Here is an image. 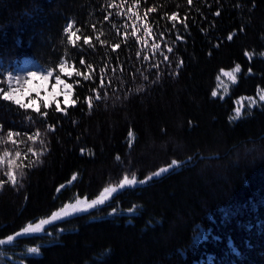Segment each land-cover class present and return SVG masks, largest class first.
I'll return each instance as SVG.
<instances>
[{"label":"trees","instance_id":"16d2710c","mask_svg":"<svg viewBox=\"0 0 264 264\" xmlns=\"http://www.w3.org/2000/svg\"><path fill=\"white\" fill-rule=\"evenodd\" d=\"M263 55L264 0H0V61L31 57L56 70L65 59L81 73L65 114L0 95V138L21 134L0 144V155L11 153L0 165V240L76 196L95 199L125 176L143 181L177 161L57 225L53 233H66L24 261L264 264V106L231 120L237 99L264 89ZM237 66L231 96L214 98L221 71ZM135 207L136 216L107 218Z\"/></svg>","mask_w":264,"mask_h":264},{"label":"rangeland","instance_id":"374dc122","mask_svg":"<svg viewBox=\"0 0 264 264\" xmlns=\"http://www.w3.org/2000/svg\"><path fill=\"white\" fill-rule=\"evenodd\" d=\"M66 34L68 35L69 41L72 45L75 46L78 45V43L80 42V37L77 31L75 30L74 23L72 21L69 22L67 25ZM262 57H264V55ZM61 66L65 68V72H60ZM223 71H230V70H223ZM223 71H221V73L219 74V77L217 79V87L214 91L215 95H213L214 98H219L221 100L227 99L228 97L231 96L232 88L237 86L239 82V77L242 72L241 68L239 67L238 76L236 80H233L228 76H223L224 75V73H222ZM33 72L36 73V77L38 78L32 77L31 74ZM49 72H51L52 75L48 76ZM76 72L77 71L75 70L74 65L65 59L61 60L56 70L42 65L41 63H39L38 61H36L31 57H26L21 59L20 61H16L11 66L5 65L4 62L0 61V95L3 97L4 94H7L8 92H12L13 96L16 99H20L21 102L25 105L32 103V101H35V104L33 105L32 108H23L26 110H31L35 113H39L43 107L46 109L55 107L57 110V105H59L60 110L57 111L65 114L66 109L74 105L73 102L74 85L72 80L75 77H77ZM44 76H48V79L45 80L39 78ZM57 76H59V78L64 82V84H68L70 86V95L72 102H70L69 104L64 103L65 94H66L64 89V84L56 85ZM262 96H264V89H259L256 96L254 97L243 96L237 99L234 103L235 110L233 112V116L231 120L236 122L242 117H244L246 112L250 113L255 109H261L264 106V99L261 98ZM250 99H252V101H250ZM8 102L15 104L12 100H8ZM36 108H39V111H36L35 110ZM237 109H239V114H237ZM133 140H134V136L131 135L130 136L131 143L133 142ZM188 161H190V159ZM181 165L182 163L180 162L177 163V161H174L169 166L161 168V169H167L168 171L161 173L160 176H156L155 174L158 171L160 172L161 170L160 169L156 173L151 175L153 177L150 176L143 181L138 179L137 176H133L137 181L135 185H125L123 188H121L120 185L123 182L122 181L117 186L114 185L108 186V187H114L116 191L108 196L104 204L97 205L94 208L88 209L87 211L73 212L72 209H68L70 215L58 219L56 221H53L49 224L41 225L40 232H28V233L24 232V229L29 224L35 226L39 224L40 220H50V218L54 213L60 211L62 208L65 207V205H75L78 199L79 200L86 199L88 203H91L92 200L97 199L103 193L104 189L95 199H89L87 197H79V196L74 197L70 202L63 205L61 208H59L54 213H52L49 217L42 218L38 221L29 223L16 234L11 235L3 240H0V264H27L24 261L26 258H37L34 257L33 254L27 251L28 249L33 247L39 249L40 255L38 257H40L41 248L43 246H49L56 243L59 240L60 236L66 233V231L63 229H58L57 233H53L51 229H53L57 225L78 216L87 215L92 212H98L103 207L108 206L115 198V196H117L120 192L126 189H132V188H138L144 186L148 181H151V179L154 180V178L156 177L162 178L163 176L169 174L170 172H172L174 169H176ZM133 177H128V178L132 179ZM71 186L68 185L67 187H71ZM64 189L65 187H62L60 191ZM137 212H138V207H135L129 211H122L119 209H115L109 213L107 218L114 219L116 217H122V216L131 217V216H136ZM45 232H48V235H45L44 234ZM32 237L47 238L49 239V241L46 244H38L37 246H32V247L19 246V241L21 239L32 238ZM9 238H11V241L9 240ZM199 264H202V262H200Z\"/></svg>","mask_w":264,"mask_h":264},{"label":"snow or ice","instance_id":"6c2138e0","mask_svg":"<svg viewBox=\"0 0 264 264\" xmlns=\"http://www.w3.org/2000/svg\"><path fill=\"white\" fill-rule=\"evenodd\" d=\"M173 19H175V17H173ZM86 43H88V41H85ZM168 51H171V49L169 48ZM165 59H167V57H165ZM235 71H239V66H237ZM60 72H65V68L63 66H61L60 68ZM67 74V73H66ZM33 78H38L36 77V73H32L31 74ZM52 75L51 72L48 73V76ZM76 75L79 76L81 75L80 72H76ZM226 75H229L230 78L234 77L232 76L231 73H226ZM48 76H44V77H39L41 79H48ZM85 79H88V77L86 76ZM145 79H147V77H145ZM60 84H64V82L59 78V76H57L56 78V85H60ZM64 89H65V99H64V103L65 104H69L71 101V95H70V86L68 84H64ZM213 95H215V93H213ZM5 101L8 100H12L16 105H19L21 108H32L33 105L35 104V101H32V103L29 104H23L21 102L20 99H16L12 92H8L7 94H4L2 97ZM262 99H264V96L261 97ZM96 99H100L99 95H97ZM89 107H91V104H89ZM36 111H39V108L35 109ZM57 110L59 109V105H57ZM237 114H239V109H237ZM46 115V114H45ZM29 119H31V117H29ZM19 136L21 135L19 132L13 133V132H9L7 134V139L5 138H0V144L2 143H7L8 140H11V138L13 136ZM41 135V133L39 131H36L33 135L28 136L29 140H32L34 137H39ZM13 143H15V141H13ZM11 155V153L7 150H5L3 152L2 155H0V165H3L5 160ZM21 153L19 151L15 152V157L18 159L20 157ZM8 164L10 167L15 166V160H8ZM167 169H161L160 172H157L155 175L156 176H160L161 173L166 172ZM6 175H8V178L12 181L13 184H16V177L14 174H12L11 172H7L5 173ZM21 176L24 175L23 172L20 173ZM137 183L136 179L133 177L132 179H129L127 176L124 177L123 182L121 183L120 187L123 188L125 185H135ZM116 189L114 187H107L103 190V193L95 200H92L91 203H88L87 200H77L75 205H65L64 208H62L60 211L54 213L52 215V217L50 218V220H40L39 224L37 225H32L29 224L25 229L24 232L28 233V232H40L41 231V225H45V224H49L53 221H56L58 219H61L63 217H66L68 215H70L68 209H72L73 212H77V211H87L90 208H94L97 205L100 204H104L105 200L108 198V196L115 192ZM45 235H48V232L44 233ZM9 240L11 241V238H9ZM29 253L33 254L34 257H38L40 255L39 253V249L36 247L30 248L27 250Z\"/></svg>","mask_w":264,"mask_h":264},{"label":"bare ground","instance_id":"6f19581e","mask_svg":"<svg viewBox=\"0 0 264 264\" xmlns=\"http://www.w3.org/2000/svg\"><path fill=\"white\" fill-rule=\"evenodd\" d=\"M236 69H234V70H230V71H223L222 73H224V75L223 76H228V77H230L229 75H226V73H231L232 74V76L234 77V79L233 80H236V78H237V76H238V72L237 71H235ZM249 101V100H248ZM250 101H252V99H250ZM255 102V101H254ZM176 163V162H175ZM178 163V162H177ZM168 171V170H167ZM159 172V171H158ZM151 177H153V176H151ZM157 178V177H156ZM75 180H76V178H75ZM152 180V179H151ZM74 178H73V180H72V182L71 183H69L68 185H72V184H74Z\"/></svg>","mask_w":264,"mask_h":264},{"label":"water","instance_id":"95a60500","mask_svg":"<svg viewBox=\"0 0 264 264\" xmlns=\"http://www.w3.org/2000/svg\"><path fill=\"white\" fill-rule=\"evenodd\" d=\"M186 162H188V160H187ZM184 163H185V162H184ZM75 178H76V177H74V181H75ZM159 178H160V177H158V178H154V179H159Z\"/></svg>","mask_w":264,"mask_h":264}]
</instances>
